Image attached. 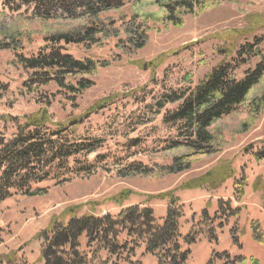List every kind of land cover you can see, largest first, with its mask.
Returning <instances> with one entry per match:
<instances>
[{
    "label": "rangeland",
    "instance_id": "rangeland-1",
    "mask_svg": "<svg viewBox=\"0 0 264 264\" xmlns=\"http://www.w3.org/2000/svg\"><path fill=\"white\" fill-rule=\"evenodd\" d=\"M122 1L126 6L122 15L128 17L129 6L135 0ZM205 8L204 12L183 16L180 27L152 23L148 44L137 53L117 49L112 39L90 50L82 46L66 48L77 59L108 63L89 78L93 86L71 100L52 84L38 88L37 93H27L22 88L27 74L15 64V53L11 49L0 51V81L8 86L0 96L1 133L7 137L15 133L11 118L22 122L25 116H46L51 129L64 125L71 137L100 141L102 148L87 157L90 163H95L97 156H106L102 163L97 161L90 176L74 178L60 186L45 183L40 186L47 188L43 196L17 197L0 203V264H44L41 246L45 231L66 223L72 215L116 216L127 207L137 206L150 208L161 222L170 199L184 213L181 237L197 233L194 245L182 244L183 250L190 251L185 264H235L240 257L264 264V245L252 240L249 228L258 222L264 233V160L257 162L253 158V153L264 148V109L256 125L245 134L236 133L247 117L241 106L212 127L218 153L188 158L191 167L186 173L160 176L157 171L187 153L167 151L174 132L162 125V115L154 117L147 106H153L169 90L193 88L219 65H236L240 48L249 50L253 46L252 50L264 54V0H205ZM24 11L11 13L0 1V43L15 40L22 47L21 53L29 56L44 46L45 38L63 27L55 22L29 20ZM110 17L118 15L101 18ZM258 62L256 57L248 59L238 67L237 78ZM174 108L166 106V110ZM220 161H231L235 173L218 189L176 190L189 179L210 173ZM132 162L152 169L153 175L123 177L124 168ZM255 180L261 189L257 192L252 189ZM242 181L246 184L245 197L238 202L234 194L244 184ZM164 194L169 195L160 197ZM220 201L240 209L238 219H230L223 229L218 228L225 215L222 211L217 214ZM231 230L241 248L233 243ZM212 233L216 240L209 238ZM84 244L82 240V248ZM223 252L229 258L220 255ZM86 254L87 264H156L154 257L143 254L141 246L128 263L93 249Z\"/></svg>",
    "mask_w": 264,
    "mask_h": 264
},
{
    "label": "trees",
    "instance_id": "trees-1",
    "mask_svg": "<svg viewBox=\"0 0 264 264\" xmlns=\"http://www.w3.org/2000/svg\"><path fill=\"white\" fill-rule=\"evenodd\" d=\"M0 1L3 8L11 13L25 9L24 15L29 20L55 22L58 27H63L45 38L44 46L29 56L21 53L22 47L15 40L8 44L0 43V51L11 49L15 53V64L27 74L22 83L27 93H37L38 88L52 84L68 94L70 100L90 89L93 82L89 78L98 69L107 67L108 63L77 59L66 48L82 46L90 50L112 39L116 41L117 49L128 54L137 53L146 48L148 28L152 23L180 27L183 16L206 10L205 0H135L129 6V16L125 17L122 11L126 6L122 0ZM109 14L118 17L101 18ZM252 49L253 46L249 50L240 48L235 66L226 63L219 65L193 88L169 90L153 106H147L154 117L162 115V125L174 132V137L167 144V151L183 150L187 153L173 158L170 165L158 168V175L186 173L191 167L188 158L218 153L210 129L240 106L245 109L247 117L239 124L236 133L245 134L256 125L264 109V54ZM244 57L247 60L256 57L259 62L253 69L244 71L242 78L238 79L236 71L246 63ZM7 90V84L0 81V96ZM167 105L175 108L166 110ZM11 122L15 129L13 135L7 137L0 132V203L17 197L43 196L47 188L41 185L53 182L60 186L74 178L90 176L96 170L94 165L97 161L102 163L106 158L97 156L95 163H90L87 157L102 148L100 141L71 137L64 125H55L51 129L46 116H25L22 122L11 118ZM140 125L145 124L141 122ZM253 158L257 162L263 161L264 148L253 153ZM112 161L115 163V158ZM152 172L147 166L132 162L127 164L121 175L147 177L153 175ZM234 173L231 161H220L210 173L189 179L176 190L205 187L216 190L231 180ZM245 186L244 183L234 194L238 202L245 197ZM252 189L255 192L261 190L257 180L253 182ZM262 190L264 196V188ZM176 203L170 199L161 222L155 219L153 210L137 206L127 207L116 216L72 215L66 223L52 225L45 231L41 260L44 264H87L86 251L93 249L95 253L104 252L116 261L128 263L135 249L141 246L143 254L154 257L156 264H185L190 251L183 250L182 244L185 247L194 245L197 233L190 232L181 237L179 229L184 213ZM217 206V214L220 211L225 214L218 224L219 229H223L230 219H238L240 209L231 208L230 202L220 201ZM216 219L220 220L219 217ZM260 227L258 222L249 227L251 238L257 244L264 245V233ZM230 233L233 243L241 248L234 230ZM209 238L216 240L213 233ZM82 240L85 242L83 248ZM220 255L229 258L227 252ZM247 262L257 264L245 257H240L235 264Z\"/></svg>",
    "mask_w": 264,
    "mask_h": 264
}]
</instances>
